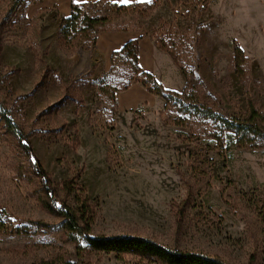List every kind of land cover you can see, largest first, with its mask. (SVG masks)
Returning a JSON list of instances; mask_svg holds the SVG:
<instances>
[{
	"label": "rangeland",
	"instance_id": "374dc122",
	"mask_svg": "<svg viewBox=\"0 0 264 264\" xmlns=\"http://www.w3.org/2000/svg\"><path fill=\"white\" fill-rule=\"evenodd\" d=\"M154 3L0 0V103L29 136L57 206L79 213L83 190L93 236L139 235L228 264H264V149L237 148L230 130L216 139L210 117L183 120L201 117L194 107L244 120L249 92L264 131V0H160L146 16L116 17L111 8ZM72 4L112 18L95 47L99 33L137 34L128 41L139 40L138 65L152 74L139 63L140 41L150 37L175 71L152 75L170 91L187 86L181 105L191 114L133 81L128 61L112 65L128 41L108 65L95 61V47L61 50L58 29ZM234 40L248 59L245 89L231 65ZM134 83L153 98L121 109ZM64 222L0 120V264H164L91 249L80 234L68 239Z\"/></svg>",
	"mask_w": 264,
	"mask_h": 264
},
{
	"label": "trees",
	"instance_id": "16d2710c",
	"mask_svg": "<svg viewBox=\"0 0 264 264\" xmlns=\"http://www.w3.org/2000/svg\"><path fill=\"white\" fill-rule=\"evenodd\" d=\"M160 0H154V4L148 9L140 8L133 5H111L112 11L116 17L138 15L146 16L149 11L156 7ZM86 4H72L70 15L63 17L58 29L57 44L61 50L68 54L76 51H87L95 47L96 35L98 31H104L106 25L112 20L111 17H93L86 11ZM138 43L139 40L128 41L120 51L112 54V65L118 60L128 61L132 65L134 79L133 81L140 83L148 92L161 96L167 106H175L178 111L191 114L185 111L186 106H182V101L188 96V87L184 86L181 92L167 90L159 83L156 78L145 71L138 65ZM2 51V39L0 37V53ZM248 59L243 54L237 41H233V57L232 69L242 84L243 89L248 88L250 81L249 71H246ZM131 82L122 87V90L129 88ZM192 94V93H191ZM195 105L197 106L194 94ZM196 115L201 117H183L186 122H194L202 117H210L218 125L213 130V136L216 139H223L225 130H230L235 135L237 148L241 149H264V131L258 124L261 117L260 110L253 103L248 92L246 101L245 119H227L215 113L210 109L193 108ZM193 112V113H194ZM0 120L4 125V129L14 135L32 164L33 172L39 177L42 184V192L46 199L47 207L56 208L64 222V233L68 239H73L75 235L80 234L84 241L91 249L106 252L133 253L141 255L149 260H159L164 264H228L221 260L218 256H206L202 253L188 252L176 249H170L154 240L141 237L139 235H104L93 236L91 234V224L93 212L88 199L83 196V190L78 201L81 205V211L78 213L71 208H63L57 206V196L53 188V183L48 173L43 169L37 159L34 158L29 136L15 123L9 110L0 103ZM190 124V123H189ZM68 182L72 183V180ZM65 184V183H64ZM65 186V185H64ZM72 187L66 185L65 190ZM52 203V204H51Z\"/></svg>",
	"mask_w": 264,
	"mask_h": 264
},
{
	"label": "crops",
	"instance_id": "0c3cea01",
	"mask_svg": "<svg viewBox=\"0 0 264 264\" xmlns=\"http://www.w3.org/2000/svg\"><path fill=\"white\" fill-rule=\"evenodd\" d=\"M75 3L83 2H96L98 0H72ZM104 1H113L119 4H125L121 0H104ZM137 3L136 0L127 4ZM138 36L135 33H99L97 46L92 52V56H95V61L101 59L103 65H108L110 62V55L113 51H116L122 47V45ZM161 51L155 46L153 40L150 37H143L140 41L139 47V63L140 66L152 74H155L156 71L160 70L161 67H164L169 71V74L172 75L175 71L173 70L174 64L168 63L165 61ZM94 61V58H92ZM163 60L165 62H163ZM173 64V67L170 65ZM153 96L147 93L140 85L134 83L131 88L128 90V95L123 98H119V103L121 109L130 108L137 102L149 101ZM133 104V105H132Z\"/></svg>",
	"mask_w": 264,
	"mask_h": 264
},
{
	"label": "snow or ice",
	"instance_id": "6c2138e0",
	"mask_svg": "<svg viewBox=\"0 0 264 264\" xmlns=\"http://www.w3.org/2000/svg\"><path fill=\"white\" fill-rule=\"evenodd\" d=\"M121 2L127 4V3L132 2V0H121ZM136 2H142V0H136Z\"/></svg>",
	"mask_w": 264,
	"mask_h": 264
}]
</instances>
